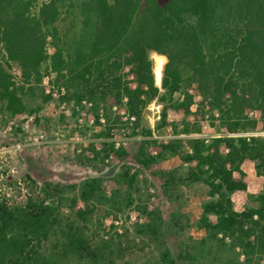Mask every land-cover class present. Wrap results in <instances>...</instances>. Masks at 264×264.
Listing matches in <instances>:
<instances>
[{
	"label": "trees",
	"instance_id": "trees-1",
	"mask_svg": "<svg viewBox=\"0 0 264 264\" xmlns=\"http://www.w3.org/2000/svg\"><path fill=\"white\" fill-rule=\"evenodd\" d=\"M151 54L166 60L160 87ZM12 63L19 82L10 73ZM28 96L41 103L57 96L73 108L88 107L106 138L127 126L138 135L153 101L164 104L160 128L166 107L181 113V130L174 127L173 133L186 138L152 140L153 153L146 141L133 154L122 144L101 143L106 155L143 168L179 157L187 165L184 181L203 184L212 198L201 207L197 228L203 236L194 244L179 241L170 250L167 241L181 217L174 215L170 224L157 208H143L135 236L161 247L154 264H264V188L240 211L232 200L246 191L245 160L264 176V136L249 134L259 123L264 129V0H0V102L12 116L31 115L38 109L28 110ZM202 122L216 124L221 134L192 136ZM90 152L94 158L100 153ZM160 177L170 197L175 177ZM135 180L122 166L111 190L92 177L70 186L76 193L70 199L63 188L45 183L42 198L15 205L0 200V264H115L121 248L104 230L89 233L87 217L98 208L131 206ZM78 201L84 208L63 217L60 211ZM51 238L53 246L43 250Z\"/></svg>",
	"mask_w": 264,
	"mask_h": 264
},
{
	"label": "rangeland",
	"instance_id": "rangeland-1",
	"mask_svg": "<svg viewBox=\"0 0 264 264\" xmlns=\"http://www.w3.org/2000/svg\"><path fill=\"white\" fill-rule=\"evenodd\" d=\"M150 56L154 74L155 56L159 55ZM165 61L164 57L163 64ZM10 73L15 82L20 81L19 68L15 63L11 64ZM47 79L45 77L42 84L46 89ZM155 85L160 87V82ZM191 92L195 100H198L194 87ZM26 100L28 110L38 109L36 113L28 115L25 112L12 116L0 102V200L15 205L23 204L28 198H42L44 195L41 189L45 183L63 188L62 196L70 199L76 193L69 187L92 177L102 178L107 190H111L114 188L112 178L120 172L122 166H128L129 174H136L132 205L119 209L98 208L89 212L87 217L89 233L102 234L104 230V234L112 236L113 243L121 248V257L115 264H154L158 259L161 247L154 242L138 239L133 231L134 225L143 218V208L147 211L157 208L170 224L174 215H180L181 219L174 225L173 235L167 241L170 250H174L179 241L194 244L200 240L203 233L197 228V221L202 205L212 198L208 196L203 184L184 181L187 165L179 157H167L143 168L130 159L121 160L114 154L106 155L100 151L101 143L110 141L124 145L126 151L133 154L138 143L146 141L147 150L153 153L155 149L150 142L152 140L162 141L172 137L185 139V136L173 133L174 127L177 132L181 130L180 125L184 119L181 113L166 107L165 123L160 128L158 124L164 104L153 101L143 112L138 135L132 136L127 126L114 129L110 137L106 138L101 135L102 128L96 126L88 115V107L73 108L61 103L57 96H53L47 103H41L30 96ZM250 115L259 117L257 113ZM185 119L191 122L193 118L188 116ZM146 129L151 131V136L143 135ZM220 134L216 124L211 126L202 122L201 132L192 136L209 139ZM249 134L264 136L263 125L259 123ZM91 147L100 152L96 158L90 152ZM241 170L246 191L232 195L236 211L242 210L249 203V196L258 194L264 188V176L255 174L251 161L245 160ZM162 172H172L175 177L170 185V197L162 192ZM68 201L64 204H68ZM78 208H84L80 201L75 208L64 207L60 213L70 218ZM210 219L214 220L212 216ZM55 239L43 243L42 249H51Z\"/></svg>",
	"mask_w": 264,
	"mask_h": 264
},
{
	"label": "bare ground",
	"instance_id": "bare-ground-1",
	"mask_svg": "<svg viewBox=\"0 0 264 264\" xmlns=\"http://www.w3.org/2000/svg\"><path fill=\"white\" fill-rule=\"evenodd\" d=\"M156 55V54H154ZM164 57L163 56H155V70H154V81L156 84H159L160 79H161V73L160 69L163 64Z\"/></svg>",
	"mask_w": 264,
	"mask_h": 264
},
{
	"label": "built area",
	"instance_id": "built-area-1",
	"mask_svg": "<svg viewBox=\"0 0 264 264\" xmlns=\"http://www.w3.org/2000/svg\"><path fill=\"white\" fill-rule=\"evenodd\" d=\"M116 145H118V144L116 143Z\"/></svg>",
	"mask_w": 264,
	"mask_h": 264
}]
</instances>
